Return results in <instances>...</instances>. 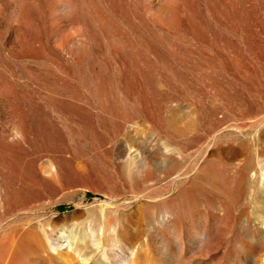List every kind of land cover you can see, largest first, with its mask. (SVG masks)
<instances>
[{"label":"rangeland","instance_id":"374dc122","mask_svg":"<svg viewBox=\"0 0 264 264\" xmlns=\"http://www.w3.org/2000/svg\"><path fill=\"white\" fill-rule=\"evenodd\" d=\"M0 264H264V0H0Z\"/></svg>","mask_w":264,"mask_h":264}]
</instances>
